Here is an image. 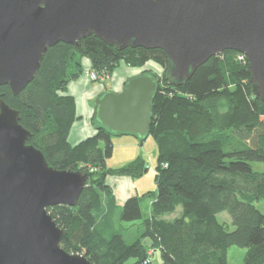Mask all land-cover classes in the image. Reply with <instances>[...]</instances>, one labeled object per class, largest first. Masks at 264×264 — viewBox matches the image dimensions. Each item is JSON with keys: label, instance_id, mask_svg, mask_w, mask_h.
Returning <instances> with one entry per match:
<instances>
[{"label": "trees", "instance_id": "1", "mask_svg": "<svg viewBox=\"0 0 264 264\" xmlns=\"http://www.w3.org/2000/svg\"><path fill=\"white\" fill-rule=\"evenodd\" d=\"M238 54L228 49L211 56L184 84L174 85L163 49H120L92 34L49 47L35 78L18 94L0 85V98L19 111L20 123L31 131L28 142L49 164L87 173L77 205L48 208L67 232L65 250L94 264H153L149 247L160 249L161 264H229L228 250L238 245L246 248L243 264H264V211L255 204L264 199V171L253 165L264 162V101L253 91L248 58L240 61ZM84 57L108 76L121 62L141 67L154 60L165 67L163 77L144 71L159 79L150 121L158 145L157 190L130 196L122 206L107 176L136 177L148 169L142 156L108 166L113 137L129 133L111 131L94 115L96 132L75 145L68 141L77 115L75 98L65 92L83 72ZM146 198L151 211L143 218ZM222 211L231 215L233 230L218 219ZM136 225L149 247L139 237L127 240Z\"/></svg>", "mask_w": 264, "mask_h": 264}, {"label": "water", "instance_id": "2", "mask_svg": "<svg viewBox=\"0 0 264 264\" xmlns=\"http://www.w3.org/2000/svg\"><path fill=\"white\" fill-rule=\"evenodd\" d=\"M92 34L120 49H163L174 85L211 56L241 52L264 101V0H0V85L18 94L49 47ZM158 88L154 74L141 72L121 91H105L94 115L115 133L145 140ZM30 135L19 111L0 98V264H94L62 247L67 232L48 211L77 205L87 173L50 165Z\"/></svg>", "mask_w": 264, "mask_h": 264}, {"label": "crops", "instance_id": "3", "mask_svg": "<svg viewBox=\"0 0 264 264\" xmlns=\"http://www.w3.org/2000/svg\"><path fill=\"white\" fill-rule=\"evenodd\" d=\"M91 70L92 64L90 59L84 57L83 72L79 77L68 83L67 91L65 92V94L72 95L75 98L77 119L74 121L68 136V141L72 145L92 136L96 132L94 111L98 98L109 89L121 91L128 78L142 72L141 67L121 62L114 72L105 79L94 80L90 74ZM122 135L125 136L116 135L119 138H115L114 143L125 148L126 155L128 156L127 162L132 161L138 156L145 157L143 150L142 152L140 151V148L144 147V141H141L133 134ZM107 183L112 187L116 203L119 206H122L130 196L141 194L143 190L140 180L130 175L110 174L107 176Z\"/></svg>", "mask_w": 264, "mask_h": 264}, {"label": "rangeland", "instance_id": "4", "mask_svg": "<svg viewBox=\"0 0 264 264\" xmlns=\"http://www.w3.org/2000/svg\"><path fill=\"white\" fill-rule=\"evenodd\" d=\"M141 68H142V72L152 71V72H155L156 75H158L160 77H163L164 73H165V67L163 65H161L160 63L154 61V60L147 61L143 66H141ZM120 136H125V135H120ZM127 136H129V135H127ZM115 138H119V136L116 137V135H115L113 137V141ZM143 144H144V147L143 148L141 147L140 151L142 152V150H143V153H145L144 158H145L146 165H147L148 169L142 175L135 177L136 179L140 180L141 186L143 187L141 194L144 192H147V191H152V190L156 191L157 190V184L155 181L156 166L158 164L157 141L153 135L149 134L148 137L144 140ZM115 145L116 144L114 143V147H115ZM114 150H115V153L113 152V155L107 159L108 166L117 167L119 165L123 166V165L127 164L128 163L127 162L128 156L126 155L125 148L116 145ZM253 165L255 167H257L260 171H264V162L255 161V162H253ZM255 204L260 210L264 211V199L257 200L255 202ZM142 210H143V214H144L143 218L148 217L150 215V211H151V199L150 198H146L142 202ZM179 212H180V210H178L177 212L172 213V214H167V215H165V217L168 219H172L176 215H178ZM218 219L221 222H226L229 225V228L231 230H233L235 228V225L232 223L231 215L227 211L220 212L218 214ZM140 222H141V220L138 221V223H140ZM140 234H141V229L138 228L136 225L126 233V238L130 242V241H133L139 237L149 247L151 244L150 239H148L147 237L140 236ZM149 248H150L149 252L151 253L152 263L153 264H161L162 263V256H161L160 249H156L153 247H149ZM245 254H246V248L245 247H241L238 245L231 246L228 250L229 264H243ZM132 262H133V260H130L127 262V264H132Z\"/></svg>", "mask_w": 264, "mask_h": 264}, {"label": "built area", "instance_id": "5", "mask_svg": "<svg viewBox=\"0 0 264 264\" xmlns=\"http://www.w3.org/2000/svg\"><path fill=\"white\" fill-rule=\"evenodd\" d=\"M237 58L240 60V61H243L245 62L246 61V58L247 56L241 52H239V54L237 55ZM91 74V77L94 79V80H98V79H105L108 75L106 73H97L96 71L94 70H91L90 72Z\"/></svg>", "mask_w": 264, "mask_h": 264}]
</instances>
